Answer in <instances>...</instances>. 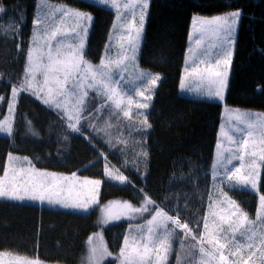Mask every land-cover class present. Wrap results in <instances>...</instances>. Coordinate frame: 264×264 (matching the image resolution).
Masks as SVG:
<instances>
[{
  "label": "trees",
  "instance_id": "obj_1",
  "mask_svg": "<svg viewBox=\"0 0 264 264\" xmlns=\"http://www.w3.org/2000/svg\"><path fill=\"white\" fill-rule=\"evenodd\" d=\"M93 12L95 21L85 56L102 58L115 16L108 8L87 0H53ZM37 0H0V108L5 113L14 87L25 79ZM243 12L235 47L226 104L264 111V0H151L141 65L163 74L149 111V130L122 120L104 133L101 109L85 116L79 131L30 91L19 93L15 131L0 135V175L10 153L29 156L38 168L103 178L104 155L130 182L105 181L102 202L127 199L140 204L145 197L200 233L210 204L214 179L211 168L220 132L223 104L181 93L180 83L194 14ZM93 114L98 120H92ZM27 123L34 131L26 129ZM261 190L264 193V167ZM255 211L257 196L230 191ZM245 199V200H242ZM128 224V223H127ZM126 222L106 228L113 251L127 234ZM99 227L98 210L89 213L0 200V250L39 256L49 262L79 264L90 235ZM188 233L187 231H185ZM109 264H113L110 262ZM169 264H176L171 260Z\"/></svg>",
  "mask_w": 264,
  "mask_h": 264
},
{
  "label": "rangeland",
  "instance_id": "obj_2",
  "mask_svg": "<svg viewBox=\"0 0 264 264\" xmlns=\"http://www.w3.org/2000/svg\"><path fill=\"white\" fill-rule=\"evenodd\" d=\"M94 4L108 8L114 12V22L104 47L102 58L106 63L109 64L110 86L116 90V95L113 96L112 100H108V95L112 93L107 92L101 86L97 85L99 90L87 88V79L83 81V84L77 87L75 94L68 92V96L61 98L62 107L60 109L54 106H49L59 112L65 120L69 123L75 124L79 129L81 121L84 120L85 116L92 113L97 106V111L103 109L104 112V133L109 137V141H113L112 131L117 130L122 126L121 121H136L137 130L146 131L150 128L149 123V111L153 106V102L156 97V93L163 81V74L161 72L150 70L141 65V52L146 37L147 21L150 12L151 0H147V7H144L143 0H117V6H113L111 3L103 4L99 0H87ZM127 4L128 7L124 5ZM61 10H74L80 11L85 14H90L91 20H78L70 14H65ZM240 10V9H236ZM236 10H231L225 13H219L215 15H202L194 14L192 17V23L190 27L189 45L184 64L183 80L181 82V93L190 97L212 100L221 102L223 104V114L220 126V132L218 136V143L214 154V160L211 168L212 178L214 179L210 204L207 206V213L203 218V227L200 233L189 234L185 230L177 227L171 221L165 217H156V221L152 226L154 232L163 237L167 232L168 240L167 243L170 245L167 251L160 249L159 252L153 251L149 254L146 264H169L171 260H174L176 264H220L218 254L215 258L212 255H204L200 252V247L205 248L206 253H214L213 246L207 243L210 235L213 233L216 223H219L220 215H228L231 211H234L229 200L234 201L235 205L239 206V209L243 213L247 214L248 221L245 222L244 229L241 232L235 233V243L243 246V252L241 255L244 260H248L249 248L248 244L253 245L252 250H261V239L264 238V210L260 207L259 197L264 195L261 190L262 183V172L264 167V161L259 159L261 154H264V111L252 108H243L229 106L226 104V93L229 86L230 74L232 70V63L234 58L235 47L238 39V32L242 15L238 18L236 25L231 36L226 41L223 38V33L219 36L212 31L201 33L198 29L199 24L194 26V18L200 17L203 19H209L216 15H227L228 13ZM143 20L141 21V17ZM39 17L42 23L38 26L36 19ZM95 21V15L93 12L83 10L74 5L58 2L53 0H37V7L35 11L33 21V34L31 39L30 49L37 47L33 43L34 36L38 34L43 35L45 30L51 32L52 30L59 28L60 34L57 39L52 42L53 48L63 47V50L67 52L69 46H72L74 52H78L83 56V59L90 63L94 68L101 66V60L97 63H93L88 60L85 56L86 48L88 45L89 37ZM139 33V34H137ZM197 39L200 43L197 44ZM40 45H44V41L41 40ZM83 43V48L80 49L79 45ZM30 51V50H29ZM43 51L47 52V47L43 48ZM231 53L230 56L227 53ZM55 54V52H53ZM196 57H201V60L208 61L206 64H197ZM219 59L221 63L216 65V60ZM224 60H229V64H224ZM33 61L39 62V54L33 52ZM116 61H122L117 67ZM44 63H48L47 57L45 56ZM194 64V65H193ZM29 66V59L27 56L26 70ZM205 66H211L215 71L227 72L226 86L222 91V99L214 93L210 92V89H215L219 85H211L208 81V73L205 72ZM83 67V66H82ZM193 68H198L199 72L194 73ZM25 70V73H26ZM148 74V75H144ZM33 75L35 76L34 88L38 89L43 86L44 81V70L43 66L39 69H34ZM62 78V73L60 74ZM160 79L156 84L152 83V79L155 77ZM25 78V75H24ZM32 77L29 76V79ZM52 73H49L50 83L47 87L55 88L54 82H52ZM76 83L75 78L69 80L66 86V91L70 89ZM45 87L44 92H40V100L43 102L45 93L47 92ZM19 89V87H14ZM87 91V96L83 93ZM13 92V91H12ZM15 98L13 106V95L8 102L5 113H2L0 108V123L8 120L12 123L11 134L0 132L1 136L11 137L15 131L16 122V108L18 105L19 93ZM32 92V91H30ZM143 93V95H141ZM131 98V103H129ZM83 102V111L79 113L77 118V101ZM116 102H119L120 107L116 106ZM138 104H147L146 108H138ZM12 106V111H9ZM129 112L128 116L124 115V112ZM72 115L71 121L68 119V115ZM237 114L247 115L248 121L246 123H240L236 120ZM92 120H98V115L93 114ZM146 121V123H145ZM248 123L252 125L248 127ZM26 129L30 132L34 131L33 127L27 123ZM251 133L249 135L248 133ZM247 141V147H242V143ZM253 153L255 155L253 156ZM243 156V160L240 157ZM8 159L7 171L8 175L5 176V172L0 175V180H3L5 186L10 182L19 183L21 180H28L31 177H35V174L49 173L54 174L55 177H72L75 174V178L69 181L57 180L56 182L61 183L65 186V192L63 193L61 200H66L69 204L71 203H88L89 207L87 210L75 207H65L63 203H48L47 200L41 202L39 200H30L25 198L24 200H15L6 197H0L1 199H10L19 202L31 203L41 207H48L53 209H61L67 211H73L78 213H89L95 209L98 210L99 227L93 232L88 239L86 251L82 260L79 264H126V257L133 253V249L140 247L147 243V228L149 225L147 221L155 215L157 210H165L154 203L149 197H145L140 204H135L127 199H113L108 202H102V190L105 181H112L121 185H125L130 182L127 175L120 171L115 165H113L109 159L104 155L105 173L103 178H93L88 176L80 175L79 173H65L59 171H53L49 169L38 168L32 159L27 155H20L16 153H10ZM256 160V167L253 171L250 168L252 160ZM229 161H231L229 163ZM237 167L241 168L239 176L247 175L250 180L254 181L256 187L253 188L251 183L244 184L243 181H239L238 177H231L229 174L234 172ZM15 169V172L13 171ZM23 169V171H21ZM116 175H123L126 180L120 182L113 177ZM37 179H44L43 177H36ZM49 181H52V176L47 177ZM100 181L99 185L83 184V181ZM71 187V193L69 194L68 188ZM234 188L246 190L254 193L257 196V207L255 211L252 210L249 202H243L233 197L230 191ZM150 199L153 203H148L147 207L149 211L137 214L131 218L128 215H123L119 219H111L107 223H104V209L109 205H113V210H118L115 206L118 203H130L135 207H141L147 203ZM245 200V199H242ZM94 201V202H93ZM246 201V200H245ZM167 216H170L166 213ZM171 217V216H170ZM234 221L239 224L243 217L240 215L233 216ZM126 222L127 224V238L128 243H124L118 251L111 249L110 243L106 237L105 230L110 225ZM207 222L208 228H204V223ZM167 225V229H165ZM227 227V225H224ZM192 230V229H191ZM226 235L231 236L229 232ZM196 236L197 239H193ZM204 237L203 244L200 243V237ZM89 237V238H90ZM249 237L252 239L249 240ZM155 239V236H154ZM221 242H224L223 240ZM153 246V245H150ZM106 248L107 253L102 259L92 258V249ZM124 250V254L121 255V250ZM225 254L228 255L229 264L233 261H237V264H243V261H239L237 257L230 255L231 251H235V248L225 249ZM110 254V255H109ZM16 257L25 258L28 260L39 261V264H65L60 262H49L41 259L39 256H28L17 251L12 250H0V264H17L14 259ZM261 254L257 251V254L252 256L249 264H261Z\"/></svg>",
  "mask_w": 264,
  "mask_h": 264
},
{
  "label": "snow or ice",
  "instance_id": "obj_3",
  "mask_svg": "<svg viewBox=\"0 0 264 264\" xmlns=\"http://www.w3.org/2000/svg\"><path fill=\"white\" fill-rule=\"evenodd\" d=\"M100 3L103 4H109L111 3L113 6H117V0H99ZM144 7H147V0H143ZM125 7H128L127 4L124 5ZM0 11H3L2 8H0ZM58 11H63L65 14H70L73 17L78 18V20H91L90 14H85L80 11H74V10H61L58 9ZM242 15L240 10L232 11L228 13L227 15H216L209 19H203L200 17L194 18V26L196 24L200 25V28L198 29L201 33L212 31L213 33L217 34L218 36L223 33V38L227 41L228 38L231 36L234 26L237 23L238 18ZM143 20V16L141 17V21ZM42 23L41 19L37 17L36 24L39 26ZM60 34V29L56 28L52 30L51 32H47L45 30L44 34L41 35L38 34L34 36L33 43L37 45L36 48L30 49L28 54L29 59V66L25 73V79L22 81L21 85L19 86V89L13 88V106L15 102V98L17 96L18 91H32L33 95H36L38 99H40V92L45 91V87L50 83L49 80V73H52V82L55 84V88L53 87H47V92L45 93V97L43 98V103L47 104L49 106H54L57 109H60L62 107L61 98L67 97L68 92H72L73 94L76 93L77 87L83 84V81L87 79V88L96 89L97 91L99 88H97V85L101 86L103 89H105L107 92L112 93V95H108V100H112L113 96L116 95V90L110 86V81L112 77L110 76L111 69L109 68V64L106 63L103 59L101 60V66L100 67H93L90 63L85 61L83 59V56L80 55L78 52H74L72 49V46H69L67 49V52L63 50V47H56L53 48L52 42L55 41ZM139 34V33H137ZM44 41V45H40V41ZM197 44L200 43V40L197 39ZM47 47V52L45 53L43 51V48ZM79 48H83V43L79 45ZM37 52L39 54V62L33 61V52ZM55 52V54H53ZM228 56L231 55V53H227ZM45 56L47 57L48 63H44ZM203 62V61H201ZM117 64V67L122 63V61H116L114 62ZM216 65H219L221 61L219 59L216 60ZM224 64H229V60H224ZM43 66L44 70V81L43 86L36 89L34 88V81L35 76L33 75L34 69H39ZM83 66V67H82ZM192 71L194 73H198V68H193ZM208 73V81L211 85H219V87L215 89H210V92L214 93V95L222 97V91L224 87L226 86L227 82V72H221V71H215L211 67L206 69ZM62 73V78L61 74ZM148 75V74H144ZM29 76L32 78L29 79ZM71 78H75L76 83L66 91V86L69 83V80ZM160 78L157 76L154 79H152V83L156 84L157 81ZM84 96H87V91L83 93ZM143 95V93H141ZM129 103H131V98H129ZM77 118L79 116V113L83 111V102L77 101ZM116 106L119 108L120 104L119 102H116ZM147 104H138V108H146ZM9 111H12V106H10ZM125 116L129 115V112H124ZM73 116L70 114L68 115L69 121H71ZM236 120H238L240 123H246L248 121L247 115L244 114H237ZM146 123V121H145ZM69 126L74 131H79V129L76 127L75 124L70 123ZM248 127L251 128L252 125L248 123ZM0 132H5L8 134H11L12 132V123L8 120H5L4 122L0 123ZM251 135V133H248ZM242 147H247V141H244L242 143ZM255 153H253V156ZM9 159H13L12 157H9ZM241 160H243V156L240 157ZM259 159L261 161H264V154H261ZM231 161H229L230 163ZM256 167V160H252L250 163V168L255 169ZM15 172V169L13 170ZM23 171V169H21ZM241 168L237 167L234 172H231L229 174V179L231 177H238L239 181H243L244 184L251 183L252 187L255 188L256 184L254 181L250 180L249 176H239ZM7 171L5 172V176H7ZM52 176V181H49L47 177ZM36 177H43L44 179H37ZM75 178V174H73L72 177H55L54 174L49 173H36L35 177H31L28 180H21L19 183L16 182H10L7 186H5V183L3 180H0V197H6L10 199L15 200H24L25 198L30 200H39L41 202L47 200L48 203H63L65 207H75V208H81L84 210H87L89 207L88 203H71L69 204L66 200H61L60 197H62L63 193L65 192V186L61 183L56 182L58 179L61 181H69L71 179ZM114 179L124 182L126 178L123 175H116L113 177ZM83 184H91V185H99L100 181H90L85 180L83 181ZM69 194L71 193V187L68 189ZM260 200V207L262 210H264V195H261L259 197ZM94 202V201H93ZM153 203L150 199L147 200V203L141 207H135L130 203L124 202V203H118L115 207L118 209L116 211L113 210V205H109L107 208L104 209V223H107L111 219H119L123 215H128L130 218L137 214H142L143 212L149 211L147 204ZM229 204L232 205L234 211H231L228 215H220L219 216V223H216L215 229L213 233L210 235V238L207 240V243L214 248V253H206L205 248L203 246L200 247L201 254L204 255H212L215 258V255L218 254V259L220 264H229L228 261V255L225 254V249L228 248H235V251H231L230 255L237 257L239 261H243V264H249V261H251L252 256L257 254V251H260L262 260L261 264H264V251L261 250H252L253 245L251 243L248 244L249 248V254H248V260H244V257L241 255L243 252V246L240 244L235 243L236 236L235 233L241 232L242 229L245 227V222L248 221L247 214L243 213L242 210L239 209L238 205H235L234 201L229 200ZM240 215L243 217V220L237 224L233 216ZM156 217H165L167 220L171 221L173 224H175L177 227L187 231L188 233H191V229L189 228L188 224L181 223L179 218L176 217H170L167 216L166 213L163 211L157 210L155 212V215L152 216L151 219L147 221V224L149 227L147 228V243H144L142 245V250L140 247H137L133 249V253L126 257V264H146V261L148 260L149 254L153 251L159 252L160 249H164L167 251L168 247L170 245L167 243L168 240V233L166 232L163 237H160L154 232V228L152 227L154 225V222L156 221ZM224 225H227V227H224ZM165 229H167V225L164 226ZM204 228H208L207 222L204 223ZM231 233V236L226 235L227 233ZM241 234H243L241 232ZM155 236V239H154ZM91 242V237L89 238ZM193 239H197L196 236H193ZM252 238L249 237V240ZM224 242H221V241ZM204 237H200V243L203 244ZM128 240L125 238V244L127 245ZM153 245V246H150ZM261 249H264V238L261 239ZM107 253L106 248H96L94 247L92 249V258L93 259H102L103 256ZM124 254V250H121V255ZM110 255V254H109ZM17 261V264H39V261L34 260H28L25 258H14ZM232 264H237V261H233Z\"/></svg>",
  "mask_w": 264,
  "mask_h": 264
},
{
  "label": "crops",
  "instance_id": "obj_4",
  "mask_svg": "<svg viewBox=\"0 0 264 264\" xmlns=\"http://www.w3.org/2000/svg\"><path fill=\"white\" fill-rule=\"evenodd\" d=\"M188 51V50H187ZM186 55H187V53H186ZM186 60V59H185ZM196 61H197V64L198 65H200V64H206L207 65V62L209 61H204V60H201V57H196ZM201 61H203V62H201ZM194 65V64H193ZM209 67H211V66H205V70L206 69H208ZM205 72H207V71H205ZM183 73H184V69H183ZM182 80H183V75H182ZM182 80H181V82H182ZM180 89H181V83H180Z\"/></svg>",
  "mask_w": 264,
  "mask_h": 264
}]
</instances>
